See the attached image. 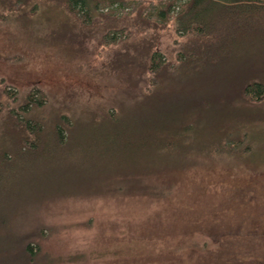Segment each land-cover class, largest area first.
I'll use <instances>...</instances> for the list:
<instances>
[{
    "label": "trees",
    "instance_id": "1",
    "mask_svg": "<svg viewBox=\"0 0 264 264\" xmlns=\"http://www.w3.org/2000/svg\"><path fill=\"white\" fill-rule=\"evenodd\" d=\"M40 1L59 7L78 30L93 31L107 15L112 22L98 31L111 43L136 34L132 51L143 58L137 64L147 86L132 118L120 109L74 119L46 116L43 89L19 93L0 77V255H14L0 264H37L33 237L43 230L26 235L13 222L29 194L36 205L71 196L166 197L168 186L145 179L203 158L255 162L264 127V0H0V19L26 22ZM170 21L178 38L174 62L157 49ZM117 66L134 77L124 61Z\"/></svg>",
    "mask_w": 264,
    "mask_h": 264
},
{
    "label": "rangeland",
    "instance_id": "2",
    "mask_svg": "<svg viewBox=\"0 0 264 264\" xmlns=\"http://www.w3.org/2000/svg\"><path fill=\"white\" fill-rule=\"evenodd\" d=\"M63 13L40 1L38 13L26 22L0 19V77L19 93L31 86L43 89L46 116L65 112L80 119L120 109L128 119L135 116V102L147 86L137 64L143 58L132 51L138 36L128 32L111 43L98 27L112 18L102 14L93 31L78 30ZM172 27L170 21L157 49L174 62L178 38ZM18 53L24 57L20 62L2 57ZM255 145V162L203 158L145 179L168 186L166 197L71 196L36 205L29 194L15 207L13 222L23 224L24 234L43 230L33 237L37 264H264V127Z\"/></svg>",
    "mask_w": 264,
    "mask_h": 264
}]
</instances>
